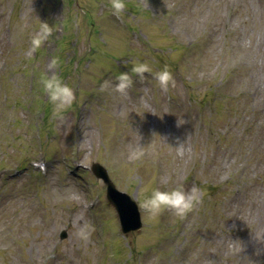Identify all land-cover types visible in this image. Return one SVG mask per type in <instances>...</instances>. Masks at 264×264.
<instances>
[{"label": "rangeland", "instance_id": "374dc122", "mask_svg": "<svg viewBox=\"0 0 264 264\" xmlns=\"http://www.w3.org/2000/svg\"><path fill=\"white\" fill-rule=\"evenodd\" d=\"M124 2L0 0V264H264V0ZM136 62L153 73L103 88ZM53 74L76 97L63 119ZM94 162L137 201L139 231L122 233ZM178 187L201 192L185 216L143 209Z\"/></svg>", "mask_w": 264, "mask_h": 264}, {"label": "clouds", "instance_id": "9594fccd", "mask_svg": "<svg viewBox=\"0 0 264 264\" xmlns=\"http://www.w3.org/2000/svg\"><path fill=\"white\" fill-rule=\"evenodd\" d=\"M111 8L119 15L126 8L124 0H111ZM52 34V27L46 23H42L40 32L31 40L32 49H39L45 41ZM153 73L152 67L147 62H136L133 64L130 73H119L116 77L115 85L106 81L103 88H113L115 92L123 95L133 85V75L139 77L141 80L145 79V74ZM154 78L159 86L167 90L171 86H175V82L171 72L165 66L162 70L155 72ZM44 89L47 92L49 102L53 105L54 115L63 119L64 113L71 108L76 97L74 90L66 84L62 78L56 74L44 80ZM136 153H131L129 159L136 158ZM200 189L192 188L190 191H185L182 187L174 188L170 191H161L160 189H153L142 204L150 216L156 217L165 210H172L179 217H183L191 212L200 201ZM88 230H81L79 235L82 239H88Z\"/></svg>", "mask_w": 264, "mask_h": 264}, {"label": "water", "instance_id": "95a60500", "mask_svg": "<svg viewBox=\"0 0 264 264\" xmlns=\"http://www.w3.org/2000/svg\"><path fill=\"white\" fill-rule=\"evenodd\" d=\"M92 171L107 185V197L118 211L122 230L125 234L139 230L142 227L141 214L138 205L129 195L119 191L111 181L107 170L99 163L92 165ZM67 234L63 233L62 237Z\"/></svg>", "mask_w": 264, "mask_h": 264}]
</instances>
